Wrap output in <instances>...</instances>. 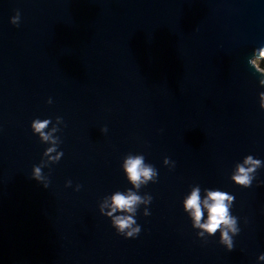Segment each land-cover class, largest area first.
<instances>
[{
	"label": "water",
	"instance_id": "95a60500",
	"mask_svg": "<svg viewBox=\"0 0 264 264\" xmlns=\"http://www.w3.org/2000/svg\"><path fill=\"white\" fill-rule=\"evenodd\" d=\"M258 47L264 0H0V264H264V166L231 180L247 155L264 165ZM49 117L56 163L31 129ZM141 154L158 177L136 188L122 166ZM194 188L234 195L231 251L193 227ZM129 189L153 199L126 238L107 212Z\"/></svg>",
	"mask_w": 264,
	"mask_h": 264
},
{
	"label": "clouds",
	"instance_id": "9594fccd",
	"mask_svg": "<svg viewBox=\"0 0 264 264\" xmlns=\"http://www.w3.org/2000/svg\"><path fill=\"white\" fill-rule=\"evenodd\" d=\"M10 22L19 26L20 12L16 11V14L10 18ZM248 63L255 69L256 73H259V85H264V47H258L253 50L251 57L248 59ZM47 103L51 104L52 99L49 97ZM259 105L261 109H264V91L259 93ZM55 120L64 123L61 116H56ZM52 123V118H35L31 122V129L33 134H39L38 137L42 143L50 142L51 146L47 147L43 155L47 157L51 163L58 162L63 156V151H57L58 140L52 135V132H56L57 129L53 127L51 132L45 131L49 124ZM102 132H106L107 128H102ZM62 141H59L61 143ZM164 164L167 165L169 158H164ZM174 162V161H173ZM175 163V162H174ZM262 160L254 159L253 155H247L244 158L243 163H237L235 165L236 171L232 173L231 180L241 187H251L252 181L256 176V170L261 168ZM123 170L127 173L128 179L132 182L133 186L139 188L141 184H147L149 181L155 183L157 181L158 172L152 164H145V157L141 155H127L124 159ZM32 178L37 182L42 183L44 188L49 186V177L45 176L42 172V167L33 165ZM261 183H264L262 181ZM72 181L68 180L66 186H71ZM81 185H76V190L80 189ZM153 197L150 194H146V198H142L131 189L127 193L116 191L111 197L112 205L110 211L107 212V216L111 217V224L115 228L118 234L127 237H135L141 231V226L137 224L135 216L138 206L143 204H150ZM234 195L228 194L227 191H222L219 188L215 190H207L206 198L201 201L199 188H194L191 194L184 201V209L192 210L191 214L194 218L193 227H199L207 233L214 236L217 230L220 229L219 243L226 246L231 251L234 248L233 237L240 232V228L237 224L238 217L229 212V205H233ZM228 201L229 203H226ZM107 203V201H105ZM201 204L207 210V221L201 223L203 211ZM100 211L104 212V206L101 205ZM119 212V215H113ZM143 214L145 216L150 215L148 208L144 209ZM225 225L226 228H221ZM204 231L197 233L198 236H203ZM230 233L232 235H230ZM259 259H264V253L259 255Z\"/></svg>",
	"mask_w": 264,
	"mask_h": 264
}]
</instances>
